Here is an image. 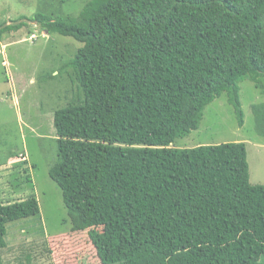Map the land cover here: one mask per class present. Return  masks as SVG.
Listing matches in <instances>:
<instances>
[{"label": "trees", "instance_id": "1", "mask_svg": "<svg viewBox=\"0 0 264 264\" xmlns=\"http://www.w3.org/2000/svg\"><path fill=\"white\" fill-rule=\"evenodd\" d=\"M33 22L82 44L62 66L76 96L53 115L49 170L71 229L125 225L139 249L134 223L176 209L198 242L115 264H264V185L249 183L246 145H175L223 93L241 127L245 79L264 95V0H91L77 17ZM252 112L264 139V102ZM30 188L0 204V251L8 225L40 214Z\"/></svg>", "mask_w": 264, "mask_h": 264}, {"label": "rangeland", "instance_id": "2", "mask_svg": "<svg viewBox=\"0 0 264 264\" xmlns=\"http://www.w3.org/2000/svg\"><path fill=\"white\" fill-rule=\"evenodd\" d=\"M89 1L0 0V204L25 200L32 185L40 210L37 217L7 226V247L0 251V264H115L198 242L196 230L185 223L188 217L176 209L171 215L159 212L134 223L144 233L139 249L133 248L125 225L115 230L71 229L61 191L49 178V170L56 161L53 115L76 96L69 70L62 66L82 44L56 33L46 35L33 20L38 14L54 19L77 17ZM20 23L19 30L5 31ZM239 87L241 127L223 93L203 109L198 129L175 145L194 148L247 140L249 183L264 185V139L252 112L254 105L264 102V95L249 79ZM10 154L27 161L23 169H15L11 162L16 164L19 157ZM22 177H28L31 185Z\"/></svg>", "mask_w": 264, "mask_h": 264}, {"label": "crops", "instance_id": "3", "mask_svg": "<svg viewBox=\"0 0 264 264\" xmlns=\"http://www.w3.org/2000/svg\"><path fill=\"white\" fill-rule=\"evenodd\" d=\"M237 142H242V143H244L246 146L250 143L249 141H247V140H240V141H237ZM255 146H259V147H262V145H258L257 143L256 144H254ZM247 148V147H246Z\"/></svg>", "mask_w": 264, "mask_h": 264}]
</instances>
